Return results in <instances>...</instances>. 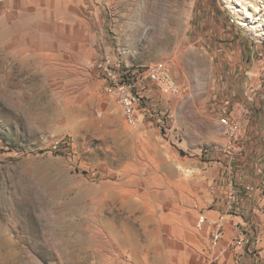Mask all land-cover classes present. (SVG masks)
Wrapping results in <instances>:
<instances>
[{
	"label": "rangeland",
	"instance_id": "374dc122",
	"mask_svg": "<svg viewBox=\"0 0 264 264\" xmlns=\"http://www.w3.org/2000/svg\"><path fill=\"white\" fill-rule=\"evenodd\" d=\"M105 48L168 70L169 131L127 123L94 66ZM224 116L240 153L203 156ZM220 190L264 264V0H0V264H220L198 227Z\"/></svg>",
	"mask_w": 264,
	"mask_h": 264
},
{
	"label": "built area",
	"instance_id": "2783aa9c",
	"mask_svg": "<svg viewBox=\"0 0 264 264\" xmlns=\"http://www.w3.org/2000/svg\"><path fill=\"white\" fill-rule=\"evenodd\" d=\"M94 66L103 77L105 93L116 100L129 125L133 127L138 126L143 121V116L147 115L157 118L158 122L161 123V127L165 131H169L166 126H169L171 119H167V117L170 118L171 114L169 109L165 107H156L155 101L158 89L154 86L158 84L164 90H172L175 93L178 92V88L171 80L168 70L163 65H152L142 70L119 71L117 49L109 50L105 48L100 53V57L94 63ZM219 124L227 138V142L220 149L215 146L205 147L202 152L203 156L217 155L219 153L229 154L239 145V122L232 117L224 116L219 119ZM70 145L69 139L56 138L50 143V149L53 152L63 153L70 148ZM234 151L240 153L241 150L238 147ZM236 204V195L232 192L226 203V213L221 214L214 222V231L211 235L210 245L214 249L218 248L219 251V257L215 261L219 258L221 259L228 252H233L236 255V260H240L247 248L249 254L255 257L254 262L261 264L256 259L257 252L253 247L257 237L254 231V222L247 220L245 222L234 223L232 226L233 233L224 244H221L225 230V215L237 214ZM206 221L207 217L202 215L199 218L198 227H202Z\"/></svg>",
	"mask_w": 264,
	"mask_h": 264
},
{
	"label": "crops",
	"instance_id": "0c3cea01",
	"mask_svg": "<svg viewBox=\"0 0 264 264\" xmlns=\"http://www.w3.org/2000/svg\"><path fill=\"white\" fill-rule=\"evenodd\" d=\"M159 94H161V90H157ZM219 124V122H218ZM220 127V131L222 132V134L225 137V134L222 131V127L219 124ZM226 142H227V138L225 137ZM226 142L224 144H226ZM227 190V187H226ZM225 192H220L217 194L216 198H217V202L214 208L210 209L209 212L207 213V221H209L207 224L206 229L210 231V228L212 229V233L214 231V222L218 219V217L223 214L226 213V203L228 201L229 196H227ZM237 198H240V195L237 194ZM242 208H244V204L242 206ZM206 213V211H204ZM264 216V214H259V216L256 219V221H263L264 218H262ZM217 218V219H215ZM249 219V214L246 212V210H240V212H238L237 214H233V215H225V230H224V237L223 240L221 241V244H224V242L229 239V237L231 236V234L233 233V229L232 226L234 223H240V222H245L246 220ZM250 220V219H249ZM244 255L240 260L236 261V255L233 252H228L225 256L221 257L220 259V264H258L254 262V259L251 258V255L249 253L243 252ZM260 263V262H259Z\"/></svg>",
	"mask_w": 264,
	"mask_h": 264
},
{
	"label": "bare ground",
	"instance_id": "6f19581e",
	"mask_svg": "<svg viewBox=\"0 0 264 264\" xmlns=\"http://www.w3.org/2000/svg\"><path fill=\"white\" fill-rule=\"evenodd\" d=\"M119 54H120V49H119ZM118 63H119V71H126V70H124V69L121 67V64H120L119 61H118Z\"/></svg>",
	"mask_w": 264,
	"mask_h": 264
}]
</instances>
